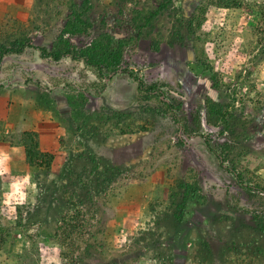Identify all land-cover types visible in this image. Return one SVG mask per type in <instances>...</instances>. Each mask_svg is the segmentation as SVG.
<instances>
[{
  "label": "rangeland",
  "instance_id": "obj_1",
  "mask_svg": "<svg viewBox=\"0 0 264 264\" xmlns=\"http://www.w3.org/2000/svg\"><path fill=\"white\" fill-rule=\"evenodd\" d=\"M64 38L102 77L39 55ZM13 41L31 47L0 60V264H264V0H0Z\"/></svg>",
  "mask_w": 264,
  "mask_h": 264
},
{
  "label": "trees",
  "instance_id": "obj_2",
  "mask_svg": "<svg viewBox=\"0 0 264 264\" xmlns=\"http://www.w3.org/2000/svg\"><path fill=\"white\" fill-rule=\"evenodd\" d=\"M26 47H31V45L27 44L24 41H20L16 43L13 41L9 46H0V60L6 54L11 53H19L24 50ZM38 53L41 57H49L52 60H59L61 57L69 56L71 59H81L85 65L92 67L95 70V73L98 77H102L103 75V67H106V63L108 58L104 54H99L96 51L91 50L90 48H76L74 45H71L68 41V38L63 39V48L61 50H52L46 52L44 46L36 47ZM118 60H112V66L118 67ZM121 71L125 72L129 78L136 81L137 90H142L144 88L143 81L137 78V76L133 73L131 69L122 68ZM166 104V103H165ZM169 108V105L167 104ZM23 150L24 157L28 163H34L35 160L42 156L43 153L39 152L37 149L36 142L33 141V135L31 133L23 132ZM207 143L206 140L204 141ZM77 217H82L79 215V210L75 212V214L68 213L63 214V216L59 219V223L56 226L55 231L52 236H48L49 240L63 242L64 239H71V236L76 235V231L81 228ZM1 244V241H0Z\"/></svg>",
  "mask_w": 264,
  "mask_h": 264
},
{
  "label": "clouds",
  "instance_id": "obj_3",
  "mask_svg": "<svg viewBox=\"0 0 264 264\" xmlns=\"http://www.w3.org/2000/svg\"><path fill=\"white\" fill-rule=\"evenodd\" d=\"M7 158V153L0 152V176L7 174L9 171L6 167H3L4 160ZM26 186H31L33 189H35V184L32 183L30 175H25L22 178L12 181L7 186L9 191L5 193V195L9 199L18 198V203H24L26 201V192L24 191Z\"/></svg>",
  "mask_w": 264,
  "mask_h": 264
}]
</instances>
